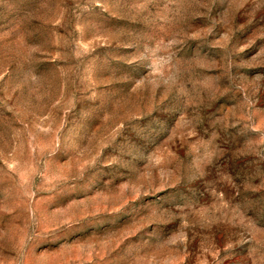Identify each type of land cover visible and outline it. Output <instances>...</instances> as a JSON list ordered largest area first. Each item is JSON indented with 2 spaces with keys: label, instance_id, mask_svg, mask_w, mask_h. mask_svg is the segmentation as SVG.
I'll return each instance as SVG.
<instances>
[{
  "label": "rangeland",
  "instance_id": "obj_1",
  "mask_svg": "<svg viewBox=\"0 0 264 264\" xmlns=\"http://www.w3.org/2000/svg\"><path fill=\"white\" fill-rule=\"evenodd\" d=\"M0 264H264V0H0Z\"/></svg>",
  "mask_w": 264,
  "mask_h": 264
}]
</instances>
